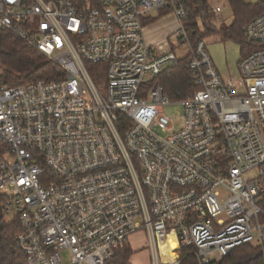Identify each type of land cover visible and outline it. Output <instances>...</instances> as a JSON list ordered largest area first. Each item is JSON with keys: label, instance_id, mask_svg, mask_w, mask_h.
I'll return each instance as SVG.
<instances>
[{"label": "built area", "instance_id": "2783aa9c", "mask_svg": "<svg viewBox=\"0 0 264 264\" xmlns=\"http://www.w3.org/2000/svg\"><path fill=\"white\" fill-rule=\"evenodd\" d=\"M152 10L178 19L166 52L145 40ZM189 16L187 0H0V29L65 73L0 79L1 210L21 224L23 264H107L141 230L149 264L264 253V13L244 27L258 47L240 80L222 78ZM185 58L198 88L173 101L159 76ZM175 102L171 130L159 117Z\"/></svg>", "mask_w": 264, "mask_h": 264}, {"label": "trees", "instance_id": "16d2710c", "mask_svg": "<svg viewBox=\"0 0 264 264\" xmlns=\"http://www.w3.org/2000/svg\"><path fill=\"white\" fill-rule=\"evenodd\" d=\"M234 20L229 26L222 28L227 38L238 40L242 45V58L258 47L251 42L244 32L245 25L256 15L264 13V0L252 4L245 0H229ZM190 8L187 27L193 41L202 40L204 34L200 31L196 19L202 16L203 0H187ZM198 7V8H197ZM169 10H162L166 14ZM155 18H146L145 25L152 23ZM213 32L212 27L207 29ZM241 58V59H242ZM102 65H93L92 74L97 83L105 78V72L100 74L93 68ZM65 77L62 69L49 60L42 52L28 47L15 33L0 29V79L8 85H18L37 80H58ZM164 92L173 101L185 100L197 90L192 80L191 72L187 67V60L182 59L178 66L166 68L159 76ZM4 200L0 193V264H23L25 255L17 248L16 236L22 230L19 221L12 217L6 219L1 205ZM134 254L131 246L117 252L107 264H128ZM184 264H195L193 258H188ZM221 264H264V253L260 247L254 245L241 246L230 253Z\"/></svg>", "mask_w": 264, "mask_h": 264}, {"label": "rangeland", "instance_id": "374dc122", "mask_svg": "<svg viewBox=\"0 0 264 264\" xmlns=\"http://www.w3.org/2000/svg\"><path fill=\"white\" fill-rule=\"evenodd\" d=\"M245 1L254 4L259 0ZM216 6L222 7L219 13L214 11ZM204 9L206 11H202L200 13L202 16H199L196 21L200 31L204 34L203 40L206 43L207 49L215 65L221 71L220 75L224 80L229 77L240 80L241 74L238 63L242 58V45L238 40L227 38L222 33V28L229 26L234 20V13L229 0H206ZM150 14L153 16H160L161 12L152 10ZM208 27H212L213 32L208 31ZM174 41H176V38H174ZM178 53H180V51H178ZM96 71L100 74L103 72L102 69H96ZM182 113L183 105L180 103L175 102L165 105L159 120L164 122L171 130H176L181 125ZM154 130L160 135H166V132H163L159 128H154ZM248 174L254 176L256 172L251 171ZM6 219L10 218L6 217ZM128 244H130L134 250V254L128 264H149L151 252L149 239L145 231L141 230L132 234L128 239Z\"/></svg>", "mask_w": 264, "mask_h": 264}, {"label": "crops", "instance_id": "0c3cea01", "mask_svg": "<svg viewBox=\"0 0 264 264\" xmlns=\"http://www.w3.org/2000/svg\"><path fill=\"white\" fill-rule=\"evenodd\" d=\"M148 18H155V20L145 25L144 37L146 42L155 47L159 52L168 51L171 48L169 42L170 35L178 28L177 17L172 12H168L160 16L149 14ZM218 71L221 74L219 69Z\"/></svg>", "mask_w": 264, "mask_h": 264}, {"label": "water", "instance_id": "95a60500", "mask_svg": "<svg viewBox=\"0 0 264 264\" xmlns=\"http://www.w3.org/2000/svg\"><path fill=\"white\" fill-rule=\"evenodd\" d=\"M203 2H204V4H205L206 0H203Z\"/></svg>", "mask_w": 264, "mask_h": 264}, {"label": "bare ground", "instance_id": "6f19581e", "mask_svg": "<svg viewBox=\"0 0 264 264\" xmlns=\"http://www.w3.org/2000/svg\"><path fill=\"white\" fill-rule=\"evenodd\" d=\"M174 246V245H173Z\"/></svg>", "mask_w": 264, "mask_h": 264}]
</instances>
